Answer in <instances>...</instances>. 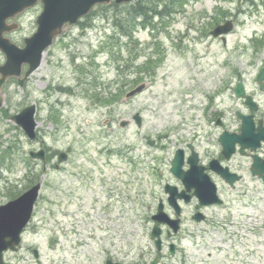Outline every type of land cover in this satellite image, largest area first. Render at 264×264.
<instances>
[{"label": "rangeland", "instance_id": "rangeland-1", "mask_svg": "<svg viewBox=\"0 0 264 264\" xmlns=\"http://www.w3.org/2000/svg\"><path fill=\"white\" fill-rule=\"evenodd\" d=\"M249 1L187 0L174 14L155 16L154 26L125 25L133 37L120 26L130 6L97 5L65 27L24 85L16 80L8 86L0 108V205L31 180L42 182L22 248L6 255L8 264H148L154 258L152 216L160 200L174 214L164 187L179 185L170 169L176 149L198 136L194 145L206 163L219 150V130L209 116L217 109L228 117L246 110L234 92L239 81L248 91L259 87L264 45L252 40L264 35V0ZM42 8L39 2L15 19L20 45L36 31ZM231 18L235 28L225 42L209 36ZM156 47L165 51L156 71L139 68ZM140 75L147 82L142 93L113 105L99 101L110 90L132 89ZM260 102L258 115L264 94ZM32 103L38 121L33 140L11 119ZM138 112L141 127L133 120ZM121 120L132 122L121 127ZM41 148L51 153L47 165L30 155ZM57 151L69 153L64 163ZM221 192L225 204L204 209L209 221L193 220L196 203L184 206L182 230L164 235L161 264H264V183L247 174L236 189ZM170 242L177 245L173 256Z\"/></svg>", "mask_w": 264, "mask_h": 264}, {"label": "water", "instance_id": "water-1", "mask_svg": "<svg viewBox=\"0 0 264 264\" xmlns=\"http://www.w3.org/2000/svg\"><path fill=\"white\" fill-rule=\"evenodd\" d=\"M40 1L42 2L43 9L36 21L38 25L36 32L25 38V45L23 47L12 43L5 37V33L17 29L19 24L17 22L9 24L8 20L35 6ZM112 1L113 0H0V49L6 54V61L0 66V107L3 104L2 86L9 77H18L20 85H23L25 80L40 67L45 51L53 44L55 38L62 34L66 25L71 26L77 23L82 17L88 15L95 5L110 4ZM128 1L131 0H115L116 3ZM233 28V20H228L223 24L217 25L211 31V35L214 37L224 36L232 31ZM223 40H225V37H223ZM25 64H28L29 67L24 77L21 78L20 76ZM258 80L262 88H264V66ZM146 87L147 82L139 84L127 92L125 99L141 93ZM236 94L237 96H243L245 94L242 82L237 85ZM250 100L251 99L248 98L247 103L252 109H256V105L252 104ZM35 114L36 105L31 104L11 117L25 130L31 139L37 136L36 127L38 122L35 118ZM238 115L242 116L240 112ZM133 119L139 127L142 126L143 118L139 112L134 115ZM130 122V120H121L120 126L126 127ZM251 126L252 117H244L241 134H230L225 132L220 136V141L227 157L235 151L234 146L236 141L241 142L242 146H244V141L254 140L256 144L252 145V149H256L259 141L264 139V130H261V126L258 135L253 134ZM161 138L162 136H159V139ZM148 142L154 145L156 140H149ZM31 156L33 158L45 160V150L41 149L37 152H31ZM67 158L68 154L66 152H61L58 157L60 162L67 160ZM198 162V153L192 150V155L188 159L191 168L188 171H183L185 159L184 150L181 148L176 151L171 161V171L182 180L186 188V190L179 193L178 187L174 185L168 184L165 187L166 192L169 193V203L174 207L177 214L181 213V206L178 199L185 197V201L189 202L191 197L187 195L186 192L192 188L195 189V194L200 197L203 205L222 203V200L216 192L215 184L210 179L209 175L204 173L205 167L199 165ZM210 166L212 169L222 173H224V170H227L226 168H222L217 159L212 160ZM253 172L254 174H259L264 177V160L259 159L257 156H255ZM41 187L42 182H38L16 199L0 206V263L3 261L2 254L5 250H17L21 245V234L32 218ZM194 217L197 221L204 219L203 213L200 212L196 213ZM152 218L157 222L170 225L174 232H178L180 229V218H171L165 211L162 201L158 206L157 213L153 215ZM161 235L162 228L158 224H155L151 236L155 239L157 250H162L163 242ZM168 236H172L171 231H168ZM175 250L176 245L171 244L170 254H175ZM35 255L38 257V250H35ZM159 261L160 258L159 255H157L150 264H158ZM106 264L121 263L113 262L109 259Z\"/></svg>", "mask_w": 264, "mask_h": 264}, {"label": "flooded vegetation", "instance_id": "flooded-vegetation-1", "mask_svg": "<svg viewBox=\"0 0 264 264\" xmlns=\"http://www.w3.org/2000/svg\"><path fill=\"white\" fill-rule=\"evenodd\" d=\"M136 1H131L128 3V5H132L135 4ZM13 20H10L9 22H12ZM136 21H140V20H136ZM16 31H11L9 33L6 34V37L9 38L12 42L20 45L17 41V39L15 38V34ZM5 61V55L2 52V50H0V65ZM261 68H259V70L257 71V77L258 74L260 73ZM17 79L15 77H12L10 79L7 80V82L5 83L4 87H3V93H4V101L9 99V92H8V86L16 81ZM255 81L257 82V78L255 79ZM258 84V88L257 89H253L251 91H248L246 89V95L243 98H240L242 100V103L245 105L246 110L243 111V114H245L244 116H252V132L254 135H258L260 133V125H261V130H264V112H262V114L258 115V112L260 111L261 107L263 106L260 102L261 96L264 94V88L261 87V85L257 82ZM12 93H10L11 95ZM248 98H250L251 103L255 102L257 105V109L256 110H252L250 106H248L247 104V100ZM217 111H219V114L214 116L215 113L213 114V116H209V121L211 120L212 123H215L217 125V129L219 130V134H218V145H219V150L218 153L213 156L210 157V159L212 158H218L220 161V165L222 167L227 168V170H224V173H220L217 170L211 169L209 166V162L210 159L208 158L209 162L207 161L206 163H204L201 160V163L205 165L206 167V173L209 175V177L212 179V181L216 184L217 187V191L218 194L222 197V199L225 202V199L223 197V194L221 192V189L223 188H229V189H236L240 184H242V182L244 181L245 177L247 174H249L253 179L264 183V179H262L261 177L255 175L253 173V164H254V159L255 156H257L259 159H264V140L262 139L261 141H259L258 145H257V149L253 150L252 149V145H255L256 142L254 140H246L244 141V151H242V143L239 141H236L235 143V152L230 156L227 157L226 154L223 151V147L222 144L219 140L220 135H222L224 132H228V133H236V134H240L242 133V128H243V116H239L237 113L231 115L230 117H228L223 110L217 109ZM198 137V136H196ZM196 137H194L193 142L192 143H187L186 149H185V155L188 158L192 152V148L190 147V145H193L194 148H196V146L194 144H196ZM249 146V147H248ZM238 157H241L242 159H247L248 162H243V161H237ZM237 158V159H236ZM236 159L235 162H233ZM183 169L185 171H188L190 169V165L189 164H184ZM178 183L180 186V189H183V185L181 184L182 182L180 180H178ZM188 195L192 196L190 203L188 205H191L193 203H196V207H194L193 213L191 214V216L194 215V213L198 212V211H204V209L212 207L214 205H206L203 206L200 204V199L197 195L194 194V189H192L191 191H188L187 193ZM224 204V203H223ZM206 215V214H205ZM210 216L206 215L205 220L209 221ZM22 248V246L16 250V251H5L3 256L5 258V262L4 264H8L7 262V258L6 255L7 254H17L20 249ZM163 258V256H162ZM18 261H25L23 258H21L20 256L18 257Z\"/></svg>", "mask_w": 264, "mask_h": 264}, {"label": "trees", "instance_id": "trees-1", "mask_svg": "<svg viewBox=\"0 0 264 264\" xmlns=\"http://www.w3.org/2000/svg\"><path fill=\"white\" fill-rule=\"evenodd\" d=\"M186 2L187 0H140L135 6L129 8V12H128L129 19H125V21H123V23L120 26L124 32H127L130 37H133V28H129V30H127L126 28V26L130 27L129 25H134V27H136L135 26L136 22L132 18L133 16L138 17L140 15L142 17L152 20L154 14H159L161 16L169 15L172 12H174L176 8L186 5L187 4ZM113 5L119 6L116 4H113ZM147 25L154 26L153 23H150V24L144 23L143 26H147ZM138 44L140 43L138 42ZM155 49L156 50H154V54L149 55L147 57V60L144 62V64H141L139 68L143 66V70H146L148 68L147 71L149 72L154 73L156 71V68L160 64L159 62L163 60L164 58L165 51L162 52L160 50L161 48L159 47H156ZM138 53L139 52L133 55V58L135 59L133 60V62L136 61L140 57L139 55H137ZM137 70H138V67H137ZM141 79H144V77H141L140 75V78H138L136 81L133 80V83H137ZM123 93L124 91H122V89L115 90L114 92L111 90L109 92V95L106 97V99L104 100L99 99V101H104V104L113 105L122 99L124 95ZM100 95L101 94H98L97 98H101ZM9 149H10V146H9ZM31 181L35 182L36 180H31Z\"/></svg>", "mask_w": 264, "mask_h": 264}]
</instances>
